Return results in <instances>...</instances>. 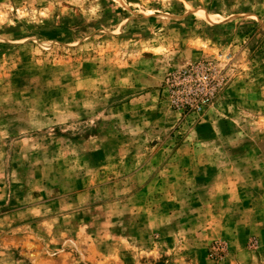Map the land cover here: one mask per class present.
Listing matches in <instances>:
<instances>
[{
  "label": "rangeland",
  "instance_id": "rangeland-1",
  "mask_svg": "<svg viewBox=\"0 0 264 264\" xmlns=\"http://www.w3.org/2000/svg\"><path fill=\"white\" fill-rule=\"evenodd\" d=\"M229 186L264 196V0H0V264H235Z\"/></svg>",
  "mask_w": 264,
  "mask_h": 264
},
{
  "label": "crops",
  "instance_id": "crops-1",
  "mask_svg": "<svg viewBox=\"0 0 264 264\" xmlns=\"http://www.w3.org/2000/svg\"><path fill=\"white\" fill-rule=\"evenodd\" d=\"M225 174L228 177L230 173L229 171H213V177L226 176ZM262 195L260 191H252L250 189L245 193V196H241L239 189L235 186H229L227 189L225 187L220 191L217 189L214 193L215 200L222 207V211L227 213L221 214L219 211L214 215L212 222L218 229L219 227L223 228L225 219L229 220L228 222L226 221L228 227L223 228V232L219 231L221 229H218L217 235L224 237L226 243L228 242L229 251L231 250L230 248L235 251L239 250L232 253L235 257L233 259L235 264H250V262L239 259L243 255H246L249 260H256L257 257L262 256L259 255L260 252L258 251L261 245L264 244V196ZM233 218L236 220L235 222H233ZM247 220L250 223V227H247ZM249 236L254 237L256 243L255 251H247L245 248ZM251 254L253 256H250Z\"/></svg>",
  "mask_w": 264,
  "mask_h": 264
},
{
  "label": "built area",
  "instance_id": "built-area-1",
  "mask_svg": "<svg viewBox=\"0 0 264 264\" xmlns=\"http://www.w3.org/2000/svg\"><path fill=\"white\" fill-rule=\"evenodd\" d=\"M191 71H189V73L186 72H182L183 73V78L186 77V75L190 74ZM196 85L195 82L193 83H185V82H181V84L178 86V89L182 92H184L185 98L184 101L187 103V101H191V99H193V101H195L196 99H202L205 97H209L210 95H212L213 93V83L210 80H205L204 83L201 84L200 89L195 88L194 86ZM188 96V97H186Z\"/></svg>",
  "mask_w": 264,
  "mask_h": 264
}]
</instances>
